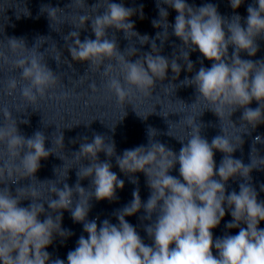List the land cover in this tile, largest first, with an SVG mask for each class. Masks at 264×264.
Instances as JSON below:
<instances>
[{
    "label": "clouds",
    "instance_id": "obj_1",
    "mask_svg": "<svg viewBox=\"0 0 264 264\" xmlns=\"http://www.w3.org/2000/svg\"><path fill=\"white\" fill-rule=\"evenodd\" d=\"M229 2L235 10L243 0ZM162 5L176 11L174 24L168 22L169 12ZM66 8L69 11L44 5L42 11L47 13L52 28L58 12L68 15L73 8L79 9L76 12L78 22L71 24L74 30L63 36L67 50L73 61L87 62L90 67L104 66V75L108 77L105 87L115 94L118 103L137 92L151 95L156 82L166 79L169 68L174 73L173 80L177 79L182 70L179 60L184 61L191 73L194 64L189 54L198 49L212 62L211 67H204L201 61L199 70L181 84L195 86L197 98L192 105L201 100L206 102L204 111L211 110L220 122L227 118L233 128L240 130L239 135L233 140L221 126L223 135L215 136L209 143L201 135L202 127L197 124L196 117H186L191 133L186 140L176 137L182 144L178 153L155 141L153 137L157 132L149 128L147 146L126 149L122 155H117L114 141L106 142L103 135L95 134L91 142L84 137L79 151L74 152L79 167L78 180L73 187L64 183L71 167L63 173L64 179L60 182L63 188L52 180L40 182L49 185L47 198L31 185L17 187L13 195L9 185L26 178L36 180L35 173L42 159L51 154L63 158L52 147L46 149L47 138L43 132L36 131L26 138L20 134L17 119L9 107L0 108L3 117L0 124V264H65L60 258L53 260L46 251L55 236L67 239L72 235L61 226V210L69 211L73 221L81 223L87 233V237L81 235L75 249L68 252L67 264H264V229L259 227L264 221V201L258 200V193L250 183L251 172L264 169V157L255 146L264 144V138L259 135L254 138L250 163L233 158V153L244 143L241 134L251 135L249 127L255 130L264 124V60H246L240 55L245 52L255 57L259 50L257 40L264 37V0H254V4L248 6L246 27L241 25L239 15L226 20L211 3L196 7L187 0H157L159 19L152 23L163 31L157 32L155 38L134 30L131 17L139 11L142 18V6L139 10L128 8L113 0H97L89 6L86 0H70ZM89 22L95 39L85 37L81 41L80 30L86 29ZM169 28L182 41L178 54L174 52L171 59L160 54L169 38ZM109 29L122 31L128 40L135 37L141 45L150 43L151 52L133 62L128 57L135 56L138 50L132 46L120 52L116 39L108 37ZM7 46L15 58L10 59L0 52V59L10 62L13 71H19L20 78L9 76L5 92L12 95L19 91L29 106L35 105L56 85L57 76L35 44L29 49L22 38L11 37L7 38ZM230 46L233 48L231 55ZM106 60H115L116 64H105ZM113 72L116 74L112 75ZM171 86L175 91L176 85ZM90 87L95 89L96 86L93 83ZM254 100L258 107H249ZM239 109H243L242 123L237 127L231 116ZM150 114L137 113L143 119ZM19 122L28 123L27 120ZM54 143L57 148L64 149L62 132L54 138ZM215 151L224 154L218 167ZM101 152L109 159L100 161L98 154ZM114 156L120 171L131 183L138 184L135 173H144L150 195L142 202L139 189H135L132 201L114 213L117 224L104 219L98 225L95 219H88L90 201L93 198L113 201L117 199L116 190L124 188V180L111 170L110 158ZM83 160H88L89 164H83ZM177 164L182 179L169 174ZM58 169L61 168L55 169L56 174ZM236 177L244 181L239 184V192L233 190L226 194L227 182ZM85 178L91 180V191L79 182ZM260 190L264 191V184ZM23 200H31V203L23 207ZM45 203L58 214L55 217L48 214L41 221L39 217L45 213ZM225 205L232 217L226 228H239V232L214 239L212 229L225 217ZM141 209L145 213L141 220L150 222L144 225V231L152 240L151 245L144 242L136 227L126 219Z\"/></svg>",
    "mask_w": 264,
    "mask_h": 264
}]
</instances>
